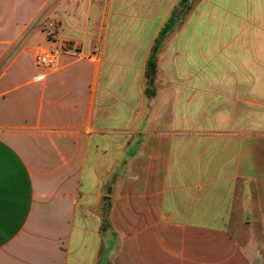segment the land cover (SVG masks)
Wrapping results in <instances>:
<instances>
[{
    "label": "crops",
    "instance_id": "crops-1",
    "mask_svg": "<svg viewBox=\"0 0 264 264\" xmlns=\"http://www.w3.org/2000/svg\"><path fill=\"white\" fill-rule=\"evenodd\" d=\"M178 2L0 0V264L259 258L233 228L264 236V0H194L148 81Z\"/></svg>",
    "mask_w": 264,
    "mask_h": 264
},
{
    "label": "trees",
    "instance_id": "trees-1",
    "mask_svg": "<svg viewBox=\"0 0 264 264\" xmlns=\"http://www.w3.org/2000/svg\"><path fill=\"white\" fill-rule=\"evenodd\" d=\"M192 3L191 0H179V2L173 7L168 18L161 26L156 38L155 42L152 46L149 58L146 63V78L148 81L152 80L157 68V55L162 48L163 42L167 36H169L185 19L186 15L191 10ZM147 94L151 95L152 90L150 88L147 89ZM110 207L111 200L109 195L103 196V201L101 204V231L109 230L114 236H116V232L114 231L111 221H110ZM261 250V254L264 259V248H258ZM107 249L103 246L101 248V261L99 264H112L108 261L107 258Z\"/></svg>",
    "mask_w": 264,
    "mask_h": 264
},
{
    "label": "rangeland",
    "instance_id": "rangeland-1",
    "mask_svg": "<svg viewBox=\"0 0 264 264\" xmlns=\"http://www.w3.org/2000/svg\"><path fill=\"white\" fill-rule=\"evenodd\" d=\"M193 1L194 0H191V3H193ZM42 40H43L42 35L38 32V33H35V37L32 39V42L34 44H37V43H40L41 44L42 43ZM40 48H42V47H40ZM21 65L24 67V69L28 73H32L35 70L36 66L34 65V62H33V55H32V53L29 52V53H24L23 54V56L21 58ZM43 69H48V68H43ZM233 230H234V233H235L237 239L240 240L241 242H245V241H248L249 239H253L254 243L256 244V246L258 248H264V236L260 232H258L256 229H254L253 232H249L246 228H240L239 230L238 229L236 230V229L233 228ZM237 232H238V234H237ZM116 237L119 239V237L117 235V232H116ZM120 246H121L120 243H118L116 245V249L113 250L110 255H108V261L109 262H111V263L113 262L112 259H113V257L117 253H119ZM171 246H173V245L170 244V242H169V244H168V247H169V255H171L172 253H174L172 250H170V247ZM260 251L261 250H258L260 256L255 261L254 264H264V259H263V256H262V254H261ZM204 253H207V251H204V250H200L199 251V255L200 254H204ZM180 256L182 257V259L189 260V261L192 260V258L190 256H187L186 255V251H184V254L180 253ZM169 260H170V257H169Z\"/></svg>",
    "mask_w": 264,
    "mask_h": 264
},
{
    "label": "built area",
    "instance_id": "built-area-1",
    "mask_svg": "<svg viewBox=\"0 0 264 264\" xmlns=\"http://www.w3.org/2000/svg\"><path fill=\"white\" fill-rule=\"evenodd\" d=\"M56 59L57 54L48 48H40L37 51L36 62L41 68H50L55 64Z\"/></svg>",
    "mask_w": 264,
    "mask_h": 264
}]
</instances>
